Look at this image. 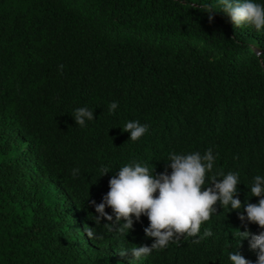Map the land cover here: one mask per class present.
<instances>
[{
	"label": "trees",
	"instance_id": "trees-1",
	"mask_svg": "<svg viewBox=\"0 0 264 264\" xmlns=\"http://www.w3.org/2000/svg\"><path fill=\"white\" fill-rule=\"evenodd\" d=\"M82 107L94 112L83 127ZM134 120L148 126L135 142L122 131ZM209 148L203 187L238 173L241 204H257L264 30L235 27L218 0H0V264H232L234 251L255 264L238 230L264 229L242 223L243 208L217 202L197 236L139 260L130 250L154 242L147 216L124 234L96 220L92 201L123 166L171 174V153Z\"/></svg>",
	"mask_w": 264,
	"mask_h": 264
},
{
	"label": "clouds",
	"instance_id": "clouds-1",
	"mask_svg": "<svg viewBox=\"0 0 264 264\" xmlns=\"http://www.w3.org/2000/svg\"><path fill=\"white\" fill-rule=\"evenodd\" d=\"M218 2L222 12L230 18L235 27L249 25L257 32L264 30V5L255 3L254 0ZM211 14L210 21L213 19ZM60 69H63V65H60ZM117 107V103H111L109 112H115ZM74 119L76 124L83 127L86 121L94 120V112L87 107L78 108L75 110ZM122 131L130 133V140L135 142L145 135L148 126L142 125L138 120L128 121ZM214 160L213 151L209 148L203 155L199 152L187 155L171 153L170 162L167 163L171 168V174H168L167 170L156 174L155 170L150 171L147 166H141L135 161L123 166L109 180V191L102 198V202L96 204L92 201L98 213L96 220L98 222L106 220L108 223L104 226L110 231L116 230L124 234L133 230V217L138 222L142 215L147 216L149 226L144 232L154 242L151 246H134L130 251L136 260L150 255L154 249L166 247L174 238L179 239L184 234L188 237L197 236L201 224L217 212L215 207L217 202L221 206L230 205L233 211L243 208L246 216L240 214L239 220L242 223L247 220L248 223L264 229V177L255 176L250 189L252 196L259 198V202L257 204L246 202L242 205L238 198V173L229 172L225 175L223 170H220L211 177L209 186L203 187L206 173L213 170ZM103 173V176L109 173L108 169H104ZM217 176L222 179L218 180ZM106 208H111L113 214L109 215L105 211ZM112 222L118 227H114ZM85 231L90 238L95 234V228L87 226ZM238 232L240 236L238 248L242 247V240H247L250 250L256 254L255 264H264V231L253 234L246 228ZM211 235L212 232L205 229L200 239ZM194 243H199V240ZM127 254V250L120 253L121 256ZM229 259L232 264H252V261L245 259L239 251L230 253Z\"/></svg>",
	"mask_w": 264,
	"mask_h": 264
}]
</instances>
